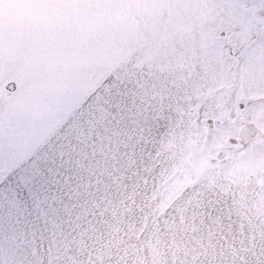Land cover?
Wrapping results in <instances>:
<instances>
[{"label": "snow or ice", "instance_id": "6c2138e0", "mask_svg": "<svg viewBox=\"0 0 264 264\" xmlns=\"http://www.w3.org/2000/svg\"><path fill=\"white\" fill-rule=\"evenodd\" d=\"M0 264H264V0H0Z\"/></svg>", "mask_w": 264, "mask_h": 264}]
</instances>
